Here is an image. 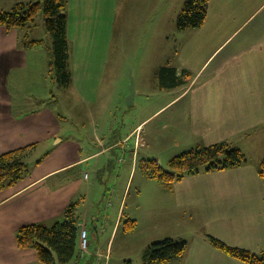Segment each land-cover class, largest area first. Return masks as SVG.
Listing matches in <instances>:
<instances>
[{"label":"crops","instance_id":"0c3cea01","mask_svg":"<svg viewBox=\"0 0 264 264\" xmlns=\"http://www.w3.org/2000/svg\"><path fill=\"white\" fill-rule=\"evenodd\" d=\"M34 1L0 0V13ZM186 1L179 0L164 23L163 0H67L72 74L67 88L51 78L50 46H25L26 29L0 26V155L29 146H34L30 156L35 155L29 173L0 191V264H42L35 249L19 246L20 228L50 227L62 220L69 204L80 201L85 206L114 156L110 163L100 158L115 148L122 157L117 163L131 164L126 193L139 168L142 183H149V221L180 224L186 216L196 221L191 238L165 236L187 242L184 255L174 263L246 264L213 247L209 236L231 247L264 251V180L259 174L264 159V0H209L205 23L179 30L176 20ZM115 44L140 52L129 55L138 73L132 99L130 90H123L125 121L131 114L136 118L139 95L147 85L152 84L156 94L145 102L153 104L152 109L139 113L138 124L120 141L109 140L112 117L103 114L111 104L101 99L102 93L114 90L110 61ZM175 80L184 82L173 84ZM58 91H65L64 99L76 107L75 118L52 106L62 98ZM80 105L84 111L77 110ZM151 119L158 121L151 135L143 136ZM165 126L180 138L162 149L166 153L156 154L166 137ZM221 142L241 149L247 163L189 175L171 185L147 177L140 165L149 159L169 165L183 152ZM89 168L98 173L94 181L86 173ZM144 189L138 190L140 203ZM123 204L124 199L108 245L121 230ZM80 216L89 239L111 226L101 222L100 211L88 207ZM129 219L139 221L137 216ZM124 231L125 236L131 233ZM160 241L149 240L143 250ZM91 254L89 248L87 256Z\"/></svg>","mask_w":264,"mask_h":264},{"label":"trees","instance_id":"16d2710c","mask_svg":"<svg viewBox=\"0 0 264 264\" xmlns=\"http://www.w3.org/2000/svg\"><path fill=\"white\" fill-rule=\"evenodd\" d=\"M209 0H187L179 13L176 26L179 30L197 29L208 15ZM44 15V24L51 39L50 63L51 78L62 88L71 84L70 41L67 32V0H37L18 3L12 10L0 13V26L8 30L26 29L25 46L42 44V40L30 41L29 32L33 29L40 12ZM169 70V69H168ZM164 72V71H163ZM175 80L173 84L183 83ZM162 83L163 76H162ZM34 146L19 148L0 155V191L12 186L29 173L28 158ZM247 163L246 155L228 142L197 147L183 152L169 161L168 170L155 160H143L140 165L147 177L163 184L171 185L186 176L237 168ZM259 174L264 180V159L259 165ZM80 201L73 202L65 209L61 221L48 227L40 224L23 226L19 230L18 242L22 248L37 251L42 264H71L79 256ZM127 230L135 226V220L127 221ZM209 241L216 249L246 264H264V251L253 253L245 249L231 247L209 236ZM187 249L185 240L164 239L154 242L144 251L145 264H173L181 258Z\"/></svg>","mask_w":264,"mask_h":264},{"label":"rangeland","instance_id":"374dc122","mask_svg":"<svg viewBox=\"0 0 264 264\" xmlns=\"http://www.w3.org/2000/svg\"><path fill=\"white\" fill-rule=\"evenodd\" d=\"M179 0H163V7H165V13H163V21L166 23L168 21L169 13L173 10V8L177 5ZM9 6V5H8ZM8 8L4 12H8L9 9H13L12 7H6ZM174 15V12H173ZM23 31V28H22ZM29 35L31 37H37L40 40H44L43 47L44 49H48L47 46H51L52 43L50 42V36L47 34L46 26L44 24V15L41 11L36 18L35 24L33 26V29L29 32ZM117 42V41H114ZM48 43V44H47ZM128 46H124L121 44H118L114 46L112 53H111V69H112V84L114 86L113 91H108L105 93H102L101 99L104 101L110 102L111 106H108L106 109V112L103 115H109L112 117V124H111V134L109 140L114 141H120L121 135L122 137L125 136L126 132L128 130H132L139 121V113H143L144 115L152 109L153 104H145L147 100L153 99V97L156 95L152 91V84H149V86H146V90L142 91L139 95V99L141 103H139V107L137 106L135 109V116L131 114L129 116V119L125 121L124 117L125 114H123V105H125L126 99H123V90L126 88V90H130L131 83L135 85V77H137L138 68L135 67L134 64L130 63L129 55L133 54H140L139 51H132L128 49ZM126 47V48H124ZM52 55V50L50 51ZM137 57V56H136ZM133 71L134 74L133 75ZM148 79V83H152L151 77H146ZM145 78V79H146ZM55 87V82L54 86ZM52 87V88H53ZM60 94H62V98L60 99V102L58 103H52V106L59 110V109H66L67 112H69L70 117L75 118L74 112L72 110H76V107L71 102H68L64 99V93L65 91H58ZM160 100V98H156L155 100ZM81 105H83V102H81ZM80 107L77 110L84 111V107ZM94 109V108H93ZM70 110V111H69ZM125 110V108H124ZM78 111V112H79ZM128 113V112H126ZM97 118L100 117L99 113H96ZM142 115V114H141ZM167 118H169V114L167 113ZM158 120L152 121L149 120L145 123V128L143 133V136L151 135V130L155 126L156 122ZM76 123V122H75ZM74 123V125H75ZM101 124V123H100ZM83 128V126H82ZM103 127L100 129L99 132H101ZM100 134V133H99ZM162 134L166 135V137L163 139L162 144L156 148V154H161V150L163 148H169L173 146V140L180 138V135L172 132V129L170 126H165L162 130ZM90 146V145H89ZM87 146L90 150L91 147ZM177 149V148H176ZM143 150V149H141ZM152 149H148V151H151ZM43 151V149H39L36 153L37 156ZM120 148H115L111 154H107L106 156H103L100 158L101 161H104L105 159L107 162L110 163V157H113V161H111L112 164H110L109 167H106L100 174V180L97 186V189L95 190V193L92 192L89 200L83 206L82 202L79 207V215L88 207L89 209H92L95 213L97 211H100L102 215L101 222H109L111 223V226L109 225L106 227L107 231H103L102 234H95L94 240L90 236V252L93 254L88 255L85 254L83 257H80L79 259L75 257V259L71 262V264H114L116 262L122 261V264H145L144 261V246L149 242V240H164L167 237L165 236H177L181 234L182 236H187L186 238H191L192 233L194 231H197V227H194V223L196 221H189V217L186 216L183 221L181 220V223L177 222H171L167 220H159L158 222L153 224V222L149 221L148 215H149V209L150 206H152L153 201L150 197V186L149 183H142L143 177H142V171H140V168L137 172H135V177L131 179V183L129 185V189L127 190V179L129 177V172L131 170V164L129 163V166H126V164H118L117 163V157H119ZM130 153H132V150H130ZM162 153H166V151L162 150ZM142 158V157H140ZM35 159L34 153L29 157L28 163L31 165L33 163V160ZM99 159L93 160V163L98 161ZM166 161L161 162V166L166 168L168 170V165L165 163ZM101 163V162H100ZM164 163L166 165H164ZM118 170V171H117ZM86 173L88 174V177H91V181L95 180V177H98V173L95 171H92L91 168L87 169ZM119 176V177H118ZM118 177L119 179L117 180ZM139 188H145L142 195H141V203L139 202ZM102 191V192H101ZM124 199V204L122 206V215L123 221L121 224V230L116 237L115 241H113L110 245H108V239L110 237V229L113 227V222L116 220L117 213L121 207V202ZM139 202V203H138ZM152 211H154L152 209ZM151 211V213H152ZM133 216H137L139 218V221H135V226L130 229L131 233L125 236V228H128L130 225L126 224L127 221H131L129 218H132ZM186 224H185V223ZM104 223V224H105ZM89 231V228H87ZM151 243V242H150ZM96 255V256H93ZM87 256L86 259L84 257ZM130 260L132 262H130ZM57 264L58 260H57ZM176 264V263H174Z\"/></svg>","mask_w":264,"mask_h":264},{"label":"built area","instance_id":"2783aa9c","mask_svg":"<svg viewBox=\"0 0 264 264\" xmlns=\"http://www.w3.org/2000/svg\"><path fill=\"white\" fill-rule=\"evenodd\" d=\"M140 142H142V141L140 140ZM79 247H80L82 255L85 254L86 252H88L89 247H90L88 230L86 229L85 226H81V225H80V229H79Z\"/></svg>","mask_w":264,"mask_h":264},{"label":"water","instance_id":"95a60500","mask_svg":"<svg viewBox=\"0 0 264 264\" xmlns=\"http://www.w3.org/2000/svg\"><path fill=\"white\" fill-rule=\"evenodd\" d=\"M133 95H134V89H133V83H131V88H130V95H129V98L132 99ZM160 166H161V164H160Z\"/></svg>","mask_w":264,"mask_h":264},{"label":"bare ground","instance_id":"6f19581e","mask_svg":"<svg viewBox=\"0 0 264 264\" xmlns=\"http://www.w3.org/2000/svg\"><path fill=\"white\" fill-rule=\"evenodd\" d=\"M79 249H80V247H79ZM88 252H86L85 254H87ZM79 254H80V257H83L85 255V254H83V255L81 254V250H80Z\"/></svg>","mask_w":264,"mask_h":264}]
</instances>
